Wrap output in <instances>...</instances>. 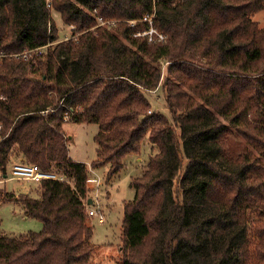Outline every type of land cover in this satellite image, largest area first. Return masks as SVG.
Masks as SVG:
<instances>
[{"label":"trees","instance_id":"trees-1","mask_svg":"<svg viewBox=\"0 0 264 264\" xmlns=\"http://www.w3.org/2000/svg\"><path fill=\"white\" fill-rule=\"evenodd\" d=\"M263 9L264 0H0V52L46 48L0 62V174L22 156L68 178L20 196L44 227L0 232V264H93L87 165L69 156L67 121L98 125L92 163L109 164L108 182L145 139L157 149L132 182L118 264H264V223L251 219L264 216V28L253 19ZM52 11L70 39H59ZM152 12L163 43L136 36ZM160 88L169 116L152 110L148 93ZM234 134L249 147L237 156L225 147Z\"/></svg>","mask_w":264,"mask_h":264},{"label":"rangeland","instance_id":"rangeland-1","mask_svg":"<svg viewBox=\"0 0 264 264\" xmlns=\"http://www.w3.org/2000/svg\"><path fill=\"white\" fill-rule=\"evenodd\" d=\"M52 17L59 31V39L61 41L70 39L73 36L72 27L63 23L59 13L52 11ZM253 19L259 23L261 28H264V9L256 13ZM45 50L46 48L41 50L42 54H44ZM34 56H38V54L30 53L25 57L23 53L4 54L0 52V62L4 57L8 58V60L19 61L18 58L22 57L29 60ZM163 66L167 67V63L163 62ZM165 74L167 73L165 72ZM166 78L165 75L163 82L166 81ZM156 90L148 93L149 99L153 103L152 110L163 112L169 116L170 113L166 109L164 92L162 88L157 92ZM64 131L68 138L69 156L73 160L86 163L87 165L88 197L94 200L93 205L99 207L100 212L104 215V222H100L99 217H90L87 212V222L94 227L92 243L96 246L92 263L118 264L122 255L120 247L123 244L122 223L124 219V207L125 204L132 201L135 197V189L132 186V182L134 179L142 176L143 171L148 165L150 156L155 154L157 149L148 143V139H145L138 153H130L122 158L121 163L123 164V168L108 182L106 181V177L110 167L109 164L95 168L92 163L97 159L98 145L95 141V135L99 131L98 125L67 121L64 124ZM225 147L234 156L249 150L246 140L238 134L229 135L225 142ZM253 153L256 154L254 150ZM15 160L26 161L22 156L16 159L13 158L8 164V176L3 177L0 174V232L5 236L19 238L30 232L42 231L44 225L36 218L27 217L23 206L20 204V196L22 194H28L32 198L40 196V183L13 179L11 171ZM52 172L58 176H62L56 171ZM62 177L66 181L68 180L66 176ZM6 178L8 180H5ZM94 179L98 180V182L94 181ZM69 181L71 180L69 179ZM10 193L14 195V198L7 200L6 194ZM251 219L252 223H255L257 220L264 223V216L258 217L253 215Z\"/></svg>","mask_w":264,"mask_h":264},{"label":"built area","instance_id":"built-area-1","mask_svg":"<svg viewBox=\"0 0 264 264\" xmlns=\"http://www.w3.org/2000/svg\"><path fill=\"white\" fill-rule=\"evenodd\" d=\"M156 13L152 12L143 17L141 20L142 23L145 24V28L142 31H138L136 36L145 37L147 41L151 44L163 43L167 39V35L161 32L155 23ZM99 22L101 26H106L111 28L116 26L117 21L115 20H103L99 18ZM131 24L136 23V21H130ZM44 48V47H43ZM38 48L34 50H27L22 52L25 57H27L30 53L42 54V49ZM12 178L15 180L33 182V183H41L43 180H59L66 181V179L62 176H58L54 172H47L41 169L37 164L28 163L26 161H21L15 163L12 168ZM94 181L98 182V180L94 179ZM94 203V200H93ZM87 212L90 217H99L100 222H104V215L100 212L99 207H95V205H91L87 207Z\"/></svg>","mask_w":264,"mask_h":264},{"label":"water","instance_id":"water-1","mask_svg":"<svg viewBox=\"0 0 264 264\" xmlns=\"http://www.w3.org/2000/svg\"><path fill=\"white\" fill-rule=\"evenodd\" d=\"M88 205L89 206L93 205V199L92 198L89 199Z\"/></svg>","mask_w":264,"mask_h":264},{"label":"crops","instance_id":"crops-1","mask_svg":"<svg viewBox=\"0 0 264 264\" xmlns=\"http://www.w3.org/2000/svg\"><path fill=\"white\" fill-rule=\"evenodd\" d=\"M16 159V158H15ZM73 160V159H72ZM21 161H23V160H21ZM21 161H16L15 160V163H18V162H21ZM73 161H75V160H73ZM5 180H8V178L7 179H5Z\"/></svg>","mask_w":264,"mask_h":264}]
</instances>
